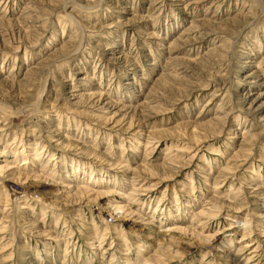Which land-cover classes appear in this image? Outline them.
Masks as SVG:
<instances>
[{
	"label": "rangeland",
	"instance_id": "obj_1",
	"mask_svg": "<svg viewBox=\"0 0 264 264\" xmlns=\"http://www.w3.org/2000/svg\"><path fill=\"white\" fill-rule=\"evenodd\" d=\"M252 70L264 0H0V264H264Z\"/></svg>",
	"mask_w": 264,
	"mask_h": 264
},
{
	"label": "bare ground",
	"instance_id": "obj_2",
	"mask_svg": "<svg viewBox=\"0 0 264 264\" xmlns=\"http://www.w3.org/2000/svg\"><path fill=\"white\" fill-rule=\"evenodd\" d=\"M249 65V64H248ZM248 78H249V83L251 84V85H255V86H257V89H259L257 92H253L252 94H254L255 96V98H254V100H255V104L253 105V106H251V107H249L247 110H249V111H251V112H253V110L254 111H259L260 113L262 112V117L264 118V78H261V77H259V76H257V74H255L254 72H253V70H252V72H250L249 73V75H248ZM257 78V79H256ZM256 79V81H254ZM254 82V83H253ZM252 94H250V95H252ZM74 96H77V94H73ZM104 104H106V103H104ZM110 106H112L111 104H109ZM119 122V121H118ZM111 123L113 124V126L112 127H114V125H115V123H117V121H114V120H112L111 121ZM264 125V124H263ZM264 127V126H263ZM58 134V133H57ZM249 136H252L253 137V135H249ZM61 137V136H60ZM246 138H248V137H246ZM244 139V138H243ZM44 147V146H43ZM28 148H29V146H28ZM27 148V149H28ZM31 148V147H30ZM35 148V147H34ZM43 149V148H42ZM21 151H23V149L21 150ZM20 151V152H21ZM35 151H36V149H35ZM1 156H5V154H3V153H1L0 154ZM4 171H6V166H4V165H0V175H1V173L2 172H4ZM255 189H257V187L255 188ZM18 192H21L23 195H25V192H24V190H19ZM16 194H17V192L15 193V194H13V196H14V198H16ZM103 201L102 202H100L99 203V208L104 212V214L105 215H107L108 217H114L113 216V211H111V209H110V205L109 204H106V206L104 207V208H102L103 207ZM46 205L47 206H49V205H52L53 206V204L52 203H50V202H47L46 203ZM114 208L115 209H117L118 210V213H117V217H119V218H125V215L123 214V213H126V211H123V207H119V206H114ZM203 212V211H202ZM201 212V213H202ZM200 213V214H201ZM204 213H205V211H204ZM199 213H198V215H200ZM203 214V213H202ZM209 214V213H208ZM212 215V214H211ZM241 227H243L244 228V233L242 234V236L243 235H249L250 234V231H251V225H249L248 223H243V225L241 226ZM252 232V231H251ZM147 237H148V235H147Z\"/></svg>",
	"mask_w": 264,
	"mask_h": 264
}]
</instances>
